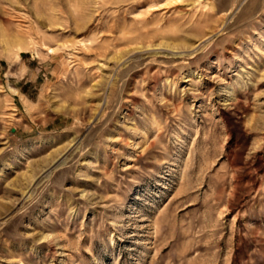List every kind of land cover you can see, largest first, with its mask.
Returning <instances> with one entry per match:
<instances>
[{
	"label": "rangeland",
	"instance_id": "obj_1",
	"mask_svg": "<svg viewBox=\"0 0 264 264\" xmlns=\"http://www.w3.org/2000/svg\"><path fill=\"white\" fill-rule=\"evenodd\" d=\"M0 264H264V0H0Z\"/></svg>",
	"mask_w": 264,
	"mask_h": 264
}]
</instances>
